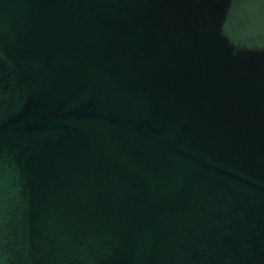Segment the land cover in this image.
<instances>
[{
	"label": "water",
	"instance_id": "obj_1",
	"mask_svg": "<svg viewBox=\"0 0 264 264\" xmlns=\"http://www.w3.org/2000/svg\"><path fill=\"white\" fill-rule=\"evenodd\" d=\"M0 264H264V0H0Z\"/></svg>",
	"mask_w": 264,
	"mask_h": 264
}]
</instances>
